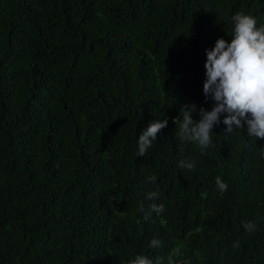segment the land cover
Listing matches in <instances>:
<instances>
[{
  "label": "trees",
  "instance_id": "1",
  "mask_svg": "<svg viewBox=\"0 0 264 264\" xmlns=\"http://www.w3.org/2000/svg\"><path fill=\"white\" fill-rule=\"evenodd\" d=\"M241 11L264 25V0H0V264H264V139L222 113L201 154L173 122L214 106L206 49ZM153 190L164 211L145 221Z\"/></svg>",
  "mask_w": 264,
  "mask_h": 264
},
{
  "label": "clouds",
  "instance_id": "2",
  "mask_svg": "<svg viewBox=\"0 0 264 264\" xmlns=\"http://www.w3.org/2000/svg\"><path fill=\"white\" fill-rule=\"evenodd\" d=\"M232 39L227 41L218 38L211 49H206L205 76L203 93L205 100L211 98L215 103L211 110L203 107L199 109L198 119L193 118L197 106L184 104L179 109V117L173 122L177 126L176 137L181 143H193L204 153L213 145L212 129L220 123L222 113H227L223 123L227 126L225 133H232L235 129L246 128L249 137L264 139V25L257 26V19L251 14L237 12L232 16ZM182 116V119H181ZM168 120H153L140 133L136 155L143 157L156 140L158 132L167 127ZM178 167L194 169V160H181ZM155 183L156 176L146 178ZM216 188L220 193L228 189L227 182L216 177ZM159 191H148L145 200L153 201L145 208L141 203L140 210L143 219L149 221L152 214L161 215L164 211L162 203L154 201L159 199ZM246 232L254 233L256 223L244 221ZM161 240L153 238L149 247H161ZM233 248H239V241H235ZM127 264H163L161 257L155 260L145 254H137L130 258ZM168 264H175L172 256Z\"/></svg>",
  "mask_w": 264,
  "mask_h": 264
}]
</instances>
